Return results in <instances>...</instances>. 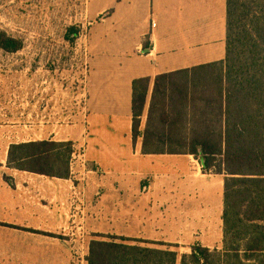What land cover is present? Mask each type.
I'll use <instances>...</instances> for the list:
<instances>
[{"label": "crops", "instance_id": "obj_1", "mask_svg": "<svg viewBox=\"0 0 264 264\" xmlns=\"http://www.w3.org/2000/svg\"><path fill=\"white\" fill-rule=\"evenodd\" d=\"M80 4L89 31L71 74L53 64L57 56L0 53V264H76L73 247L87 261L98 235L213 249L204 242L219 220L223 227V180L192 154L142 153V136H132V82L150 81L143 129L157 75L224 58L226 0ZM42 140L83 141L84 179L7 163L12 144Z\"/></svg>", "mask_w": 264, "mask_h": 264}, {"label": "trees", "instance_id": "obj_2", "mask_svg": "<svg viewBox=\"0 0 264 264\" xmlns=\"http://www.w3.org/2000/svg\"><path fill=\"white\" fill-rule=\"evenodd\" d=\"M80 29L69 26L65 40L73 44ZM22 47L0 29L1 50ZM149 85L146 77L132 82V136H142V153L192 154L223 180L220 249L193 244L179 264H264V0H226L224 58L157 75L141 129ZM71 151V142L12 144L7 163L66 178ZM97 237L87 264H177L169 244Z\"/></svg>", "mask_w": 264, "mask_h": 264}, {"label": "rangeland", "instance_id": "obj_3", "mask_svg": "<svg viewBox=\"0 0 264 264\" xmlns=\"http://www.w3.org/2000/svg\"><path fill=\"white\" fill-rule=\"evenodd\" d=\"M80 3L81 0H0V29L23 41L22 49L17 52L57 56L55 58L59 60L53 61V64L63 63L64 74H71L72 70L68 64L76 63L73 59L77 57L74 55L84 51L82 39L89 31L81 28L73 44L64 38L67 28L79 24L82 20ZM3 52L0 49V53ZM61 72L62 69H59L55 75L60 78L62 84H66L68 81L61 79ZM219 178L222 179L220 174ZM220 217L219 213L218 219ZM205 239L204 243L211 248H220L222 243L220 220L217 236ZM172 249L179 254L177 260L179 264V256L185 251L176 247Z\"/></svg>", "mask_w": 264, "mask_h": 264}, {"label": "built area", "instance_id": "obj_4", "mask_svg": "<svg viewBox=\"0 0 264 264\" xmlns=\"http://www.w3.org/2000/svg\"><path fill=\"white\" fill-rule=\"evenodd\" d=\"M151 26H155V22L151 21ZM68 104L62 102L60 105L61 111H66ZM71 153L69 157V176L76 179H84L86 172H88L89 168L87 166V162L85 159V144L83 141L80 143H71ZM72 258L76 264H87V261L84 260L86 258L84 254H82V250L79 247L72 248Z\"/></svg>", "mask_w": 264, "mask_h": 264}]
</instances>
